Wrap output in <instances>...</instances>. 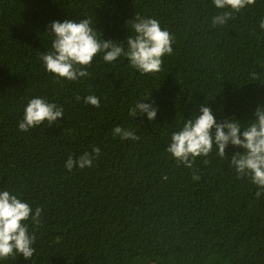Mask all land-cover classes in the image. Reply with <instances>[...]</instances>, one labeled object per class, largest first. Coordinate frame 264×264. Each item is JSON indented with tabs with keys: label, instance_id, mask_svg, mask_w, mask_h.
<instances>
[{
	"label": "trees",
	"instance_id": "1",
	"mask_svg": "<svg viewBox=\"0 0 264 264\" xmlns=\"http://www.w3.org/2000/svg\"><path fill=\"white\" fill-rule=\"evenodd\" d=\"M222 11L213 0H0V191L33 214L43 209L31 259L0 264H264V195L230 164L243 150L229 145L221 158L214 145L192 168L166 151L201 106L218 123L242 124L264 107V0L213 27ZM136 15L174 38L160 72L142 75L125 56L109 64L103 54L77 81L56 83L46 71L52 22L90 19L101 39L125 43ZM89 95L100 107L85 103ZM37 97L62 107L63 119L22 132ZM143 101L158 109L154 121L129 116ZM117 126L140 139L115 136ZM97 146L91 168L66 169L69 156Z\"/></svg>",
	"mask_w": 264,
	"mask_h": 264
},
{
	"label": "clouds",
	"instance_id": "2",
	"mask_svg": "<svg viewBox=\"0 0 264 264\" xmlns=\"http://www.w3.org/2000/svg\"><path fill=\"white\" fill-rule=\"evenodd\" d=\"M255 2L256 0H213L215 7L223 11L213 17L212 26L225 25L229 19L235 18L234 13H239ZM129 24L135 35L130 34L125 43H116L101 39L102 34L92 27L90 19L78 22L67 19L63 22L54 21L49 25L48 32L53 38L51 50L43 53L40 59L46 71L55 77L56 83L87 77L89 73L86 69L91 67L94 57L98 54H103V60L109 64L123 55L129 61L130 67L142 75L160 72L163 57L173 52L174 38L167 30L161 28L155 18L136 15L135 20ZM259 26L264 30V20ZM84 100L91 106L100 107V100L95 95H89ZM146 101L137 102L135 106L130 107L129 116L136 118L138 114H146L149 121H154L158 109ZM63 114V108L57 104L39 97L32 98L24 109V116L18 128L27 132L42 127L45 122L48 127H52L63 119ZM113 133L123 140L140 139L133 131L120 126L115 127ZM214 145L221 158L227 156L226 149L229 145L242 149V152H236L230 157V164L238 178L247 177L257 186L258 199L264 195V107L257 109L253 121L242 124L234 118L218 123L212 109L207 105L201 106L195 118L185 121L179 131L171 134V142L166 151L178 166L183 164L192 168L197 158L209 156ZM100 151L97 146L91 153L86 152L78 159L74 160L69 156L65 167L68 171L76 166L80 169L91 168ZM208 162L207 159L204 160L205 164ZM193 179L198 181L200 177L194 175ZM42 211V208L37 207L33 214L29 203L22 202L17 195L7 190L0 191V260H6L16 254L22 255L26 260L31 259L35 252L32 247L35 243V230L41 224ZM29 221L35 226L31 233Z\"/></svg>",
	"mask_w": 264,
	"mask_h": 264
}]
</instances>
